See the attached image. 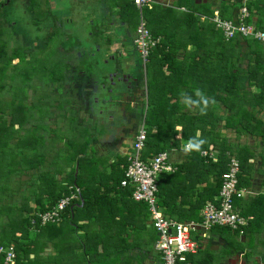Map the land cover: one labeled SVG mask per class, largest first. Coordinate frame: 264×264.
<instances>
[{
	"label": "trees",
	"instance_id": "trees-1",
	"mask_svg": "<svg viewBox=\"0 0 264 264\" xmlns=\"http://www.w3.org/2000/svg\"><path fill=\"white\" fill-rule=\"evenodd\" d=\"M106 1L116 5V11L121 17L119 19L128 23V28L135 30L139 11L133 1ZM4 4L5 2L0 4V8ZM246 5L249 12L254 8L259 16V20L253 21L256 27L264 28V0H249ZM159 9L160 7L149 3L142 9L145 25L154 38L160 39L150 50L145 63L147 98L141 102L139 120L146 126V141L141 158L148 161L161 151L180 147L181 141L187 143L199 130L200 138L206 141L201 150L215 149L217 159L213 161L209 156L204 157L200 154L201 151L187 153L186 158L176 165L174 172L160 175L156 193L162 210L168 215H177L179 212L170 208L165 186L167 182L173 183L174 180L178 184L186 181L184 189L187 193L196 192L200 199L186 210V215L179 214L182 216L177 217L179 220H199L201 217L197 214L204 202L218 194L221 175L227 169L230 157H235L240 163L238 188L248 187L253 171V162L249 159L255 157L259 158L264 184V45L247 37L225 39L214 24L207 20L201 21L192 11L185 13L179 20L173 16L172 20L178 21V24H163L155 16ZM202 10L207 13L209 8ZM169 11L171 9L167 8L166 12ZM249 21L251 20L248 18L247 22ZM169 27L171 30L176 27L181 29L179 36L174 32L168 33ZM188 44L190 49L187 48ZM6 47L7 44L0 41V188L10 187L11 193L19 192L21 201L20 205L18 201H13L7 208H3L8 220L4 222L2 234L5 242L2 241V245L14 244L13 264H65L66 253L76 244L79 250L77 249L78 254L75 253L74 259L77 263L81 262V258L86 260L88 255L90 260L99 256L100 262L105 264L104 257H110L113 242L116 241L115 247H124L126 242L121 241L124 238L117 235V232L126 231L129 224L121 216L122 210L119 209L128 200L135 202L131 198L133 187L120 184L128 164L127 155H116L108 164L109 169H106L104 158H97L89 153L92 144L107 131L106 125L96 124V121L86 125L84 129L85 126L81 127V121L77 117L72 124V119L68 121L69 116L72 117L70 105L67 108L64 104L62 108L59 107L61 100H57L59 103L56 105L61 109L60 114L55 115V110L50 111L49 105L38 107L32 102L27 106L25 102L30 92L35 95L38 91L35 87L37 83H34L36 77H40L42 84L46 81L57 82L64 79L67 71L61 74L62 77H57L54 71L57 63L41 69L42 62L50 65L48 60H43L45 58L29 57L27 62L19 66V61L14 63L11 57L20 58L21 50H13L10 57L6 53ZM180 49L183 51L181 59L178 58ZM13 81L15 85L12 84ZM75 83L76 87L81 86L80 79ZM6 85L11 92L10 98L3 96ZM197 89L216 101L209 106L206 114H201L198 109H189L181 103L182 91L195 97ZM34 109L37 116L31 112ZM44 116L46 119L40 121L39 118ZM31 119L36 122L30 121ZM175 126L180 127L179 133L175 131ZM226 129L235 133L236 141L233 142L226 136ZM70 133L72 136L67 138L65 134ZM241 136L259 139L262 148L255 153L246 143L239 141ZM24 174L29 178L23 179ZM57 174L63 176L58 178ZM101 186L112 188L118 194L117 197H120H113L114 203L107 199L109 196L103 198L97 194ZM71 192L78 197L72 199L62 211L59 221L41 225L37 213L50 210L61 198L71 195ZM30 196H34V204L30 203ZM254 199L255 202L262 200L257 203L260 204L259 210L264 213V192ZM104 200H107L106 210L102 208L101 201ZM118 200L121 205L119 208L116 206ZM239 200L240 198L235 197L234 205L248 219V224L243 227L245 234L252 229V225L257 224V216L255 211H251L255 208L254 204L248 205L250 208H243ZM134 205L138 208L136 217L138 219L142 215L143 223L148 218L147 204L138 201ZM192 213H196L195 216ZM117 214L119 219H115ZM82 218L87 222L79 224ZM31 219H35V222L32 223ZM137 223L139 228L140 224ZM97 224L99 231L90 230L87 233L88 229ZM141 226L144 227L143 224ZM84 228L86 231L82 234V244L81 236L76 230ZM212 228L227 229L229 233L239 234L226 226L216 225ZM113 234L115 237H112ZM72 239L77 243H71ZM47 240L52 241L53 247L57 249L56 255L49 258L50 263L44 262L48 258L45 260L39 255V249ZM100 243L103 245L102 251L98 250ZM30 252L35 253L34 258H29ZM3 258L4 253H0L2 264ZM129 259L128 256L125 257V261L129 262Z\"/></svg>",
	"mask_w": 264,
	"mask_h": 264
},
{
	"label": "rangeland",
	"instance_id": "rangeland-1",
	"mask_svg": "<svg viewBox=\"0 0 264 264\" xmlns=\"http://www.w3.org/2000/svg\"><path fill=\"white\" fill-rule=\"evenodd\" d=\"M103 5L97 0L5 1L2 9L0 8V41L7 44L6 53L10 57L13 50H21L20 58H12V56V62L17 63L19 61V66H22L24 62L28 61L29 57L34 59L45 58L43 60H48L50 65L42 62L40 63L41 69L52 67L57 63L58 66L54 67L57 77H62L61 74L67 71L64 74V79L57 82L46 81L42 84L40 77H36L34 83H37L35 87L38 91L35 95L30 92L25 102L27 106L32 102L38 107L49 105L48 107H51L50 111L55 110V115L56 113L60 114L59 110L61 109L59 107L70 105L72 107V117L69 116L68 121L72 119L73 124L77 117L78 121H81V127L85 126L84 129H86V125L93 124L96 121V124H105L109 130L111 129L110 126L114 127L116 123L120 124L122 122L123 112L120 111L121 107L111 106L107 101L124 102L120 95L121 90H125L124 84L122 82L118 83L114 74L117 69H122L129 74L131 73L134 78L138 77L140 79L144 76L142 75L144 74L143 63L132 42L131 35H133L134 30L131 31L127 26L123 27V25L115 24L110 33H114V37L118 36L114 42L111 41V44L104 43L103 37L97 35L95 29L104 17L107 16V22L108 20L119 21V18H121L117 11H111L104 16L106 8ZM129 30L130 33H128ZM108 31L109 29H107ZM123 37L126 41V47L120 44L121 41H124L122 40ZM122 46L124 48H121ZM133 46L136 50L133 49ZM128 61L129 63H127ZM79 79L81 80V86L78 88L75 82ZM105 83L108 88L106 90L102 87V84ZM12 84L15 85V82L13 81ZM8 86L10 85L8 84ZM8 86L6 85L3 91L5 98L11 96ZM57 100L63 102L60 103L59 107H56L59 103ZM63 110L62 112H64ZM67 111L68 109L65 110V114H67ZM31 112H34L33 115L37 116L35 109ZM138 114L140 117V111ZM32 119L30 121L36 122L35 119ZM39 119L43 121L46 116ZM60 121L66 123L64 120ZM136 127L137 124L128 127L131 130H127L124 134L125 141L121 140V144L116 141L117 138H121L119 136H123L120 129L114 130L113 133H110L107 129L104 135L100 136L99 140L95 142L96 149H91L89 153L96 157V154L101 150L103 154H114L113 152L120 151L123 148L122 145H129ZM111 134L112 137H115L113 140L116 142L114 147L111 146L112 138L111 140L108 139ZM65 135L68 136L67 138L72 136L71 133ZM103 139L109 142H104ZM22 178L27 179L29 176L24 174ZM23 190L22 187L21 191ZM245 193H247L246 190ZM32 198L34 197L32 196ZM13 201H21L19 192L14 191L11 193L10 187L0 188V211H2L0 216L1 213L5 212V210L3 212V208H7ZM236 237L237 235L231 236V239L236 240ZM46 253L45 250L44 254L46 255Z\"/></svg>",
	"mask_w": 264,
	"mask_h": 264
},
{
	"label": "crops",
	"instance_id": "crops-1",
	"mask_svg": "<svg viewBox=\"0 0 264 264\" xmlns=\"http://www.w3.org/2000/svg\"><path fill=\"white\" fill-rule=\"evenodd\" d=\"M6 1H8V0H6ZM248 1L249 0H149V4L160 7V9L155 12V16L157 17L156 19H158L160 22H162L163 24L164 23L165 24H167V23H171V24L177 23L178 24L179 22L178 21L174 22L172 20V17L174 16L175 18H177V20H179L185 13H188L190 11L194 12V14L197 17H199V19L201 21L207 20L208 22H210L209 17L212 15V13L214 11H218L223 16L225 15L224 16L225 18L236 19L239 15V12H240V9L242 8V6L245 5L247 7L246 3ZM97 2L101 3V5H103V3H104L103 7L106 8V10H105L106 13L104 14V16H106V14L110 13L111 11L115 12L117 10L116 5H112V4L108 3V1H106V0H97ZM3 6L4 5H2V7ZM201 6H204L203 8H206V9L208 7L209 11L207 13L203 12V10H202L203 8H201ZM2 7H1V9H2ZM167 8L171 9V11L166 12ZM251 9H252V7H251ZM209 12L211 14H208ZM249 13H250L249 19L251 20L249 22H253V21L255 22V21L259 20V18H258L259 16H258V14L254 8ZM104 16L102 15V17H104ZM106 17H104L101 20L100 25L97 27V29H95V31L97 32V35H100L103 37L104 43L111 44V41L114 42L115 38H117V36H118L117 35L114 37L115 34L112 32L110 33V31L113 29V26H115V24H117V25H123V27L124 26L128 27L129 25H128V23L121 21L120 19H119V21L118 20H114V21L108 20V22H107ZM180 24H183V23L181 22ZM169 28H170V31H168V33L172 34V32H174L176 35L178 34V36H179V31L181 29L176 27V28H173L171 30V27H169ZM107 29H109L108 32H107ZM130 29L132 31L131 27H130ZM128 33H130V30L128 31ZM134 33H135V30L133 31V35H131L132 42L134 40ZM125 36L128 38V36L126 34H125ZM124 37L122 39L124 41H121L120 44H122V45H124V47H126V44H125L126 41H125ZM133 45H134V42H133ZM134 46H133V49L136 48V47L134 48ZM187 46H188L187 48L190 49V47H191L190 44H188ZM124 47L122 46L121 48H124ZM128 47H130V46H128ZM180 50H181V52L178 53V56H179L178 58L181 59L183 51H182V49H180ZM129 61L127 63H129ZM142 69L144 70V74H142V75H144L143 76L144 78L140 77L139 83H137V84L134 83L133 79L130 78V77H134V76L131 73L129 74L128 72L123 71L122 69H117V71L114 74L115 77H116V75H122V74H129L130 75V77H129L130 81L132 80L130 89H132V90L131 91H128L126 89L121 90L120 95L122 96V99H124L123 97H125V99L127 101L126 103H128L129 106H131V108L134 109L133 114H134V116H136L138 118V120L140 118L139 114H138L139 111L137 112L135 107H137L139 105V108H141V102L143 100L145 101L147 98L146 97V95H147L146 83L144 82L145 81V66H143ZM137 81H138V77H137ZM123 84H124V82H123ZM115 85L117 86V84H115ZM102 87H104L105 90L108 89L106 86V83L102 84ZM124 87H125V84H124ZM69 110H72L71 106L69 107ZM120 111H122V109H120ZM130 116L131 115L129 113L123 112L122 122L120 124L116 123V125H114V127L110 126V128H111L110 133H113L114 130H119V129H120L121 133H123V136H119L121 138H117V140H116L120 144H121V140L125 141L124 134L127 131V126H125V125L129 124ZM140 123H141L140 120L137 121V123H136L137 127L135 130V133H133L134 135H133L132 139L134 138ZM103 125H105V124H103ZM124 130H126V131H124ZM224 132H225L226 136L231 138V140L233 142L236 141L235 133L232 132V130L226 129V130H224ZM99 137L97 140H99ZM111 138L113 141L115 137H112V134H111L110 137H108V139L111 140ZM132 139H131V141H132ZM102 141L107 142V143L109 142L106 139H103ZM131 141H130V143H131ZM239 141L241 143H246L250 147V149L255 151V153H258V151L262 148V145H261L262 143L257 138H251L249 136H241L239 138ZM95 142L92 144V146H93L92 149H96L95 148L96 146L94 145ZM130 143H129V145H122L123 148H121L120 151L118 150L117 152H113L114 154H103L102 150H101V152L96 154V157L105 159V164H106V169H107L108 164L113 161V159L115 158L116 155L124 156L127 154ZM115 144H116V142L113 141L111 146L114 147ZM185 144L181 141L180 147L170 148L168 150H165L169 153L170 161H172L175 165L182 162L187 156V153H184L182 151V147ZM53 145L54 144L52 143V146ZM58 145H60L59 141H58ZM38 148H39V145H38ZM216 156H217V153H216ZM256 160H258V161H256ZM213 161H215V160H213ZM249 161L253 162V171L251 173L249 185H248V187H240L241 189L244 190V193H243V195H241L238 198H240L239 202L242 204L243 208H250L248 206L250 204L255 205V208H253L251 211L256 212L257 217H256L255 221H257V224L252 225V229L249 230V232H246L243 235L237 234L236 240L231 239V236H235L236 234L229 233L227 229H224V230L218 229L217 230V229L211 228L207 232V236L202 237L201 233L203 231L197 228L196 231L192 232V236H194L199 241V247H198V250L196 251V253H192V254H189L187 256V259L190 262V264H264V213H262L258 208V206L260 205L258 203H260L262 200L261 201L256 200L258 203L254 201L255 200L254 197H256L258 194H262L264 192L263 174L260 171L261 165H260L258 157L250 158ZM69 169H70V167L67 168V170H69ZM176 169H177V166H176ZM64 172H66V171H63V173ZM166 173H172V172H166ZM57 176H58V178H61L63 176V174H57ZM185 185H186V181L182 182L181 184H178L177 180H174L173 183L167 182L166 186H165L167 194H168V198L170 201V205H171L170 208L174 209V211H176V212H179L177 215L174 214L173 216H171V215L166 214L162 210L161 206L159 205L158 199H157V204L159 206L160 211L168 218H171V219L179 221V222H195V223H198L201 220V218H200L201 217V209H199L198 214H197V216H199V218H200L199 220H194L191 218L188 220H179L180 218L177 217V216H179V217L182 216L179 214L186 215L187 214L186 210L188 208H192L197 203L196 200L200 199V197L198 196V194L196 192L195 193H192V192L187 193L186 189H184ZM132 187H134V186L132 185ZM69 188L71 189V186H69ZM245 190L247 191V193H245ZM72 194H74V193H72ZM97 194H99L103 198L109 196L107 199H109L112 202H113V197H117V195H118L115 193V190H113L112 188L107 189L104 186L100 187V190H98ZM217 195H214L213 199H207L206 201L214 200L217 197ZM77 197L78 196H76V198ZM118 197H120V196H118ZM131 198L135 202H133V201L130 202L128 200V202L126 204H123L122 207L119 209V210H122L121 216H124V218L127 219L128 223H129L126 227V231H121L120 233L117 232V235H119L120 238H124V239H121V241L126 240L124 247H120V245L115 247L116 241L113 242V248H112V251H111L112 253H111L110 257H107V256L104 257L103 256L104 259H106L104 261V263L105 264H163L160 253L154 247L155 241L157 239V233L152 226L151 212L149 210V206L145 202L147 204L146 206H147V211H148V218L145 221H143V223H142L141 222L142 215L140 218L137 219L136 214H137L138 208L135 205L133 206V204L138 202V201L132 197V193H131ZM30 201H31L30 202L31 204H34L35 199L32 198V196H30ZM101 202H103L102 203L103 207L102 206L101 207L103 208V210L104 209L106 210L107 209V200H104ZM119 204H120V201L118 200L116 202V206H118V208H119V206H121ZM18 205H20V202H18ZM236 208H237V210H239V207H236ZM195 214L196 213H192L193 216H195ZM7 216L8 215L5 212L1 213V216H0V246H7L10 244V243H8L7 245H5V244L2 245L3 244L2 241L5 240L4 235L2 233L4 232L3 231L4 222H6L8 220ZM119 217L120 216L117 214L115 216V219H119ZM2 221H4L3 225H2ZM84 222H87V220H85V218H82L78 223L84 224ZM137 222H139L140 225L143 224L144 227L142 228V226L140 227V225H139V228H138ZM92 227H91V229H88L87 233H89L90 230H94L95 232L100 230L98 224L93 225ZM5 228H7V227H5ZM83 231H86V228H84L83 230H76L77 234H80V236H81V243L84 242V237L82 235ZM107 235L110 236V234H107ZM107 235H104V236L109 237ZM112 237H115L114 234ZM71 243L76 244L77 241H73V239H72ZM102 243L105 245V243L103 241H102ZM11 244H13V243H11ZM39 246H41V245H39ZM102 246L103 245L101 243L98 245L99 251L103 250ZM77 249H78V245L76 244L70 251H68L66 253V255H65L66 256V263L65 264H102L100 262L99 256H96L93 258V260H90V257L88 255H86V260H84V258H81V262L77 263L76 259H74V257L76 256L75 253L78 254ZM45 250L47 252L46 255L44 254ZM56 251H57V249H55L53 247L52 241L47 240V243L45 245H42V248L39 249V255L41 254V256L45 258V260L48 258V260L44 261V262L50 263L49 258L52 256H55ZM34 256H35V254L33 252L29 253V258H34ZM126 256H128L130 258L129 262L125 261ZM50 264H54V263H50Z\"/></svg>",
	"mask_w": 264,
	"mask_h": 264
},
{
	"label": "built area",
	"instance_id": "built-area-1",
	"mask_svg": "<svg viewBox=\"0 0 264 264\" xmlns=\"http://www.w3.org/2000/svg\"><path fill=\"white\" fill-rule=\"evenodd\" d=\"M6 0H0L2 4ZM139 11L138 24L134 33V45L139 52L143 66L148 60L150 50L159 42V37L154 38L144 22L142 9L149 0H132ZM250 13L244 5L240 9L236 19L222 17L218 11H214L209 20L219 29L225 39L236 36L258 40L264 45V28L259 29L254 22H247ZM146 141V126L141 122L132 139L127 152L128 164L124 169V177L121 186L133 185L132 197L137 201L146 202L151 212L152 226L157 233L154 247L160 253L163 264H190L187 256L196 253L199 241L192 236L197 228L202 230V237L213 226H226L232 231L243 234V227L248 224V219L241 215L234 205V198L243 195L244 190L238 188V174L240 163L235 157L227 161V169L221 175V183L218 195L214 200L204 203L201 208V220L195 222H179L166 217L159 209L156 193L158 190L157 180L166 172H174L176 165L170 161L169 153L161 151L153 158L145 161L141 158ZM214 149H203L200 154L216 160ZM76 194L61 198L50 210L37 213L41 225L55 222L60 219L62 211L76 198ZM34 223L35 219H31ZM0 253H4L3 264H13L15 250L12 244L0 246Z\"/></svg>",
	"mask_w": 264,
	"mask_h": 264
},
{
	"label": "clouds",
	"instance_id": "clouds-1",
	"mask_svg": "<svg viewBox=\"0 0 264 264\" xmlns=\"http://www.w3.org/2000/svg\"><path fill=\"white\" fill-rule=\"evenodd\" d=\"M181 103L184 104L189 109H198L201 114H206L207 109L210 105L215 104V99L206 96L201 90H195V97L189 95L186 92L180 93ZM175 131L179 133L181 131L179 126H175ZM201 137L199 130H197L196 136L190 138L188 142L182 147L184 153H190L192 151H201L202 145L206 141Z\"/></svg>",
	"mask_w": 264,
	"mask_h": 264
},
{
	"label": "flooded vegetation",
	"instance_id": "flooded-vegetation-1",
	"mask_svg": "<svg viewBox=\"0 0 264 264\" xmlns=\"http://www.w3.org/2000/svg\"><path fill=\"white\" fill-rule=\"evenodd\" d=\"M129 77H130L129 74L116 75L117 81L118 82H122V83L124 82L125 89L128 90V91H131L132 89H130V86H131L132 80L130 81V78L133 79V82L136 83V84L139 83V79L137 81V78H134V77H130L129 78ZM123 98H124V102L123 103H122V101H120V103H115L112 100H107V101H109V103H110L111 106L121 107V109H122L123 112H125V113L127 112V113H129L131 115L130 116V119H129V124L125 125V126H127V130L130 131L131 128H128V127H133L137 123V121H139V120L133 114V110L134 109L131 108V106H129L128 103H126L125 97H123ZM135 108H136L137 112L140 111L139 105L137 107H135ZM112 125H114V124H112ZM128 134H130V133H128Z\"/></svg>",
	"mask_w": 264,
	"mask_h": 264
}]
</instances>
